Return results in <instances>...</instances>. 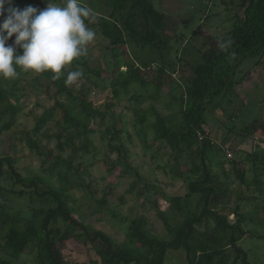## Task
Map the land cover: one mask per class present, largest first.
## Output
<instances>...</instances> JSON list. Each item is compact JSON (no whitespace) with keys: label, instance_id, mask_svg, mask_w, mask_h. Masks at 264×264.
Returning <instances> with one entry per match:
<instances>
[{"label":"trees","instance_id":"16d2710c","mask_svg":"<svg viewBox=\"0 0 264 264\" xmlns=\"http://www.w3.org/2000/svg\"><path fill=\"white\" fill-rule=\"evenodd\" d=\"M54 2L61 4L62 0ZM111 3L109 15L93 10L95 18L86 23L109 41L112 77L108 86L113 99L126 96L138 85L141 93H133L130 101L139 107L147 99L152 101L146 109L135 108L134 125H145L154 116L151 125L156 139L172 151V161L158 167L184 179L187 192L164 193L161 186L147 180L131 164L129 146L133 139L123 115L115 113L113 102L96 105L89 96L91 87L102 86L92 74V70L102 73V66L91 63L88 49L86 55L62 70L59 79L50 70L37 73L39 79L48 82L46 94L51 104H41L43 111L35 115L32 130L24 132L21 139L41 159V170L20 171L14 144L1 153L0 264H69L64 249L71 239L94 250L90 264H167L171 262L170 253L178 250L186 253L184 264H259L250 259L242 241L249 233L246 225L260 218V211L243 208L248 202L264 203V139L256 136L258 131H264V121L255 119L240 130L227 125L228 132H236L244 141L252 140L250 149L237 148L233 157L227 154L228 145L211 137L206 124L210 106L220 96L234 91L240 82L234 76L241 63L264 55V0L240 1L241 12L230 29L220 40L208 36L210 45L201 51L187 79L175 77L177 68L173 66L177 62L171 56L172 36L167 32L166 14L152 0ZM47 4L48 0H13L11 6L43 10ZM9 6L7 2L3 5L5 16ZM3 19L0 16V23ZM14 40L15 34L7 43L13 44ZM138 48H148L155 56H142ZM76 69L83 71L78 80H83L80 88L65 84L67 73ZM17 72L15 79L0 78V137L17 126L26 108L28 76L33 71L17 67ZM166 85L169 90L164 93ZM161 99H166L163 109L170 110L168 113L158 108ZM97 135L105 143L104 150L97 145ZM243 161L251 164V179L241 166ZM100 162L109 174L118 167H122V175L134 174L129 191L151 203L166 226L164 232H157L148 215L142 213L119 219L126 223L122 241L89 221L110 209L107 196L112 194L113 185H108L105 195L100 196L97 178L91 172ZM232 175L239 180L236 189L232 187ZM139 184L143 186L137 187ZM76 190L84 194L79 198ZM160 192L168 202L167 209L159 204ZM234 194L236 201L232 204ZM13 195L27 197L26 207L10 202ZM120 200L122 204L126 202L123 196ZM232 214L234 221L230 220ZM258 237L264 239V233Z\"/></svg>","mask_w":264,"mask_h":264},{"label":"rangeland","instance_id":"374dc122","mask_svg":"<svg viewBox=\"0 0 264 264\" xmlns=\"http://www.w3.org/2000/svg\"><path fill=\"white\" fill-rule=\"evenodd\" d=\"M92 10L98 14L109 15L112 10L111 0H82ZM241 0H152L154 6L166 14L167 32L172 36L171 40V56L176 63L177 72L176 78H184L192 76V65L196 64L200 59L201 51L209 47L208 36H215L219 40L223 34L230 29L237 13L241 12L239 3ZM201 26V27H200ZM96 33L95 40L87 47L91 51V63L102 66V73L98 70H92V74L102 83L101 87H91L89 96L96 105H105L113 102V109L117 115H123L128 130L131 133L133 143L130 144L132 152L131 164L137 167L141 174L150 182L161 186L164 193L167 194H184L187 192V183L182 178L173 177L172 174L159 168L168 161H172L170 156L171 148L161 140L156 139L157 135L151 125L154 116H151L149 122L145 125H134L137 117L135 108H148L152 101L147 99L144 103L136 104L130 101L133 93H141V88L138 85L132 87L129 94L120 98L113 99L112 92L109 88L111 80V67L109 60L111 59L110 50L107 49L109 41L105 39L101 33ZM139 50V48L137 49ZM148 48L139 50L142 56H155V52L149 53ZM139 53V54H140ZM146 53V54H145ZM157 55V54H156ZM182 58V62L178 64ZM102 78V79H101ZM105 80H104V79ZM238 81L234 91L220 96L214 105L210 106V111L207 114L206 128L212 138L216 141L229 146L227 154L235 156L237 148L244 147L248 150L251 147L252 140L244 141L243 137L236 132L227 130V125L235 127L237 130L250 124L253 120L258 119L264 121V55L260 54L255 57L245 59L234 76ZM28 79L30 80L29 94L25 97L24 102L26 108L19 116L17 126L11 131L6 132L0 137V156L3 151L9 150L10 144H14V155L17 157L16 166L24 173L38 172L41 170V159L28 147L26 142L21 138L24 132L32 130L35 123V115L43 111L41 104H51L46 87L48 82L39 79L36 72H32ZM83 80L77 81L72 85L77 88L81 87ZM31 84H34L31 85ZM91 86V83H87ZM169 90V86L164 87V93ZM166 99H161L157 102L158 108L168 113V110L163 109V104ZM105 107V106H104ZM139 115V114H138ZM256 136L264 139V131L260 130ZM97 145L103 149L105 144L97 135L95 137ZM164 143V147H159ZM247 148V149H246ZM160 155H159V154ZM100 157H104V153L100 152ZM113 158L117 154H112ZM7 166V165H6ZM243 168L248 170V177L251 179L253 173L249 171L250 162L243 161ZM122 167H118L113 174H109L106 166L103 163H98L91 168L94 178H97L98 194L105 195V189L108 185H113L112 194H108L110 200V209L106 212H99L90 218L89 221L98 228L103 229L122 241L125 237L126 223L119 219L128 216L133 218L137 214L148 215L157 232L165 231V224L157 211L151 206L149 201H145L144 196H140L137 192H130L132 183L135 181L133 173L122 175ZM229 169L230 165H226ZM101 177H104L101 179ZM232 187H239V180L232 175ZM9 183H12L9 181ZM139 184L137 187H142ZM21 189L22 186H18ZM157 195L159 204L162 209L168 208V202L164 200L163 193ZM77 197L84 194L83 191H75ZM123 196L126 200L121 203L120 197ZM232 204H235L236 194L231 196ZM10 202L16 206L26 207L27 197L22 198L18 195H13ZM86 208L87 205L85 204ZM260 211V218L249 220L246 228L249 230L247 237L242 241L243 247L249 251L250 259L259 264H264V239L259 238L260 233H264V203L254 201L244 205L243 210ZM119 216V218H118ZM101 218V219H98ZM230 220L234 221V215H230ZM64 254L69 261V264H90V260L95 256L94 250L86 246L84 243L71 239L67 241L64 249ZM171 262L167 264H184L186 261V253L182 250L172 251L170 253Z\"/></svg>","mask_w":264,"mask_h":264},{"label":"clouds","instance_id":"9594fccd","mask_svg":"<svg viewBox=\"0 0 264 264\" xmlns=\"http://www.w3.org/2000/svg\"><path fill=\"white\" fill-rule=\"evenodd\" d=\"M6 2L10 6L5 16ZM12 3L13 0H0V16H4L0 23V78L15 79L20 67L25 72L50 70L59 79L74 59L87 54V46L96 38L86 23L95 18V13L81 0H62L61 4L48 0L43 10L33 6L21 10ZM14 34V43L8 44ZM82 76L80 69L69 71L65 84L72 85Z\"/></svg>","mask_w":264,"mask_h":264}]
</instances>
